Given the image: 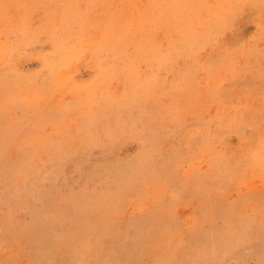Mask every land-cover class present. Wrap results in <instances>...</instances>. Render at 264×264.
Masks as SVG:
<instances>
[{
  "label": "rangeland",
  "instance_id": "374dc122",
  "mask_svg": "<svg viewBox=\"0 0 264 264\" xmlns=\"http://www.w3.org/2000/svg\"><path fill=\"white\" fill-rule=\"evenodd\" d=\"M0 264H264V0H0Z\"/></svg>",
  "mask_w": 264,
  "mask_h": 264
}]
</instances>
